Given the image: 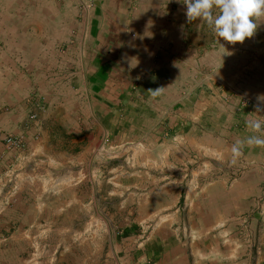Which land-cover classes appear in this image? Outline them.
<instances>
[{"label": "crops", "instance_id": "obj_1", "mask_svg": "<svg viewBox=\"0 0 264 264\" xmlns=\"http://www.w3.org/2000/svg\"><path fill=\"white\" fill-rule=\"evenodd\" d=\"M186 10L184 0H0V129L27 144L4 152L2 164L34 185L20 187L19 197L47 190L42 171L65 170L58 179H71L74 195H89L83 201L98 215L91 224H101L99 167L108 145L141 147L148 156L163 154L173 139L193 145L195 136L179 134L203 127L204 115H214L210 129H219V115L234 118L241 99L251 103L243 115L264 119V110L256 112L258 104L264 109L257 99L264 19L251 38L230 44L206 22H188ZM224 96L229 102L220 104ZM244 160L232 181L151 187L162 233L146 242L130 237L125 246L110 239L109 252L101 237L98 246L90 240L82 264H106L108 256L116 264H264V147ZM172 194L183 202L172 203Z\"/></svg>", "mask_w": 264, "mask_h": 264}, {"label": "rangeland", "instance_id": "obj_2", "mask_svg": "<svg viewBox=\"0 0 264 264\" xmlns=\"http://www.w3.org/2000/svg\"><path fill=\"white\" fill-rule=\"evenodd\" d=\"M228 102L227 96L220 100V104ZM250 106L248 99H241L234 118L220 114L219 129H210L214 115L211 119L204 115L203 127L196 125V129H187L179 134L180 137H186V134L195 136L192 137L195 144H190L189 139H173L170 147L160 152L163 154L154 152L148 156L141 147L108 145L103 149L99 167L106 180L101 224H91V218L98 215L83 201L89 195L82 192L74 195L70 186L73 181L58 179L66 173L65 170L42 171L43 188L47 190L36 195L24 192L19 197L20 187L29 191L34 185L19 180L16 172L8 174L2 157L4 152L25 151L27 144L23 138V148L8 149L2 135L23 136L0 129V148L3 150L0 152V264H82L89 241L94 240L98 246V237H101V245L105 241L108 252L113 238L122 246L130 237L140 242L152 240L154 233H162V227L155 225L152 217L149 203L151 187L169 180L171 184L192 188L204 184L211 177L232 181L248 165L244 157L259 152V147L245 146L243 155L232 163V145L253 135L247 128V122L259 119L256 115L249 114L251 118L247 115ZM244 111L247 114L243 115ZM232 121L234 126L230 128ZM162 171L169 172L170 178L154 177ZM19 198L26 203L16 204ZM178 200V195H171L172 203L183 202V199ZM106 259V264H116L114 257Z\"/></svg>", "mask_w": 264, "mask_h": 264}, {"label": "clouds", "instance_id": "obj_3", "mask_svg": "<svg viewBox=\"0 0 264 264\" xmlns=\"http://www.w3.org/2000/svg\"><path fill=\"white\" fill-rule=\"evenodd\" d=\"M184 4L187 6L188 22L197 19L206 22L219 39L230 44L243 43L246 38H251L257 29L255 21L264 19V0H184ZM221 47L225 49L222 44ZM226 51L225 49V53ZM133 59L130 61V68L137 66L138 62L134 64ZM160 89L149 92L157 94ZM257 99L264 103V94ZM262 110L264 109L258 104L256 112ZM247 126L254 134L245 140H237L232 145V163L243 155L245 146L264 147V119L249 120Z\"/></svg>", "mask_w": 264, "mask_h": 264}, {"label": "built area", "instance_id": "obj_4", "mask_svg": "<svg viewBox=\"0 0 264 264\" xmlns=\"http://www.w3.org/2000/svg\"><path fill=\"white\" fill-rule=\"evenodd\" d=\"M35 114H31L30 118H34ZM1 139L5 142L8 149H21L24 146L23 137L14 136L11 134L2 135Z\"/></svg>", "mask_w": 264, "mask_h": 264}]
</instances>
